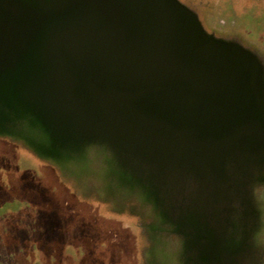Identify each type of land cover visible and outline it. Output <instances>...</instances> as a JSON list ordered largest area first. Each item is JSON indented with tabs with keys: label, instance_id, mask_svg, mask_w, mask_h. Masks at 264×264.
I'll list each match as a JSON object with an SVG mask.
<instances>
[{
	"label": "water",
	"instance_id": "95a60500",
	"mask_svg": "<svg viewBox=\"0 0 264 264\" xmlns=\"http://www.w3.org/2000/svg\"><path fill=\"white\" fill-rule=\"evenodd\" d=\"M0 135L57 162L104 147V178L157 205L171 177L264 165V70L180 0H0Z\"/></svg>",
	"mask_w": 264,
	"mask_h": 264
},
{
	"label": "rangeland",
	"instance_id": "374dc122",
	"mask_svg": "<svg viewBox=\"0 0 264 264\" xmlns=\"http://www.w3.org/2000/svg\"><path fill=\"white\" fill-rule=\"evenodd\" d=\"M180 1L208 33L251 50L264 70V0ZM107 155L96 146L83 159L57 162L0 135V264H161L152 246L164 247L168 215L161 201L142 199L145 184L130 170L129 189L116 176L106 180ZM251 168L239 175L245 187Z\"/></svg>",
	"mask_w": 264,
	"mask_h": 264
},
{
	"label": "flooded vegetation",
	"instance_id": "af4514ba",
	"mask_svg": "<svg viewBox=\"0 0 264 264\" xmlns=\"http://www.w3.org/2000/svg\"><path fill=\"white\" fill-rule=\"evenodd\" d=\"M250 173L246 187L235 162L209 185L190 178L165 184L160 201L170 222L159 231L164 247L152 246L161 264H264V165Z\"/></svg>",
	"mask_w": 264,
	"mask_h": 264
}]
</instances>
